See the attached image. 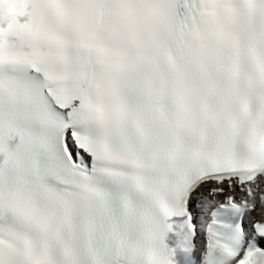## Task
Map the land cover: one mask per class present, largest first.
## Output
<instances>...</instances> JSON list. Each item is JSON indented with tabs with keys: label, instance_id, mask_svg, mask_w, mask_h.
Returning a JSON list of instances; mask_svg holds the SVG:
<instances>
[{
	"label": "snow or ice",
	"instance_id": "snow-or-ice-1",
	"mask_svg": "<svg viewBox=\"0 0 264 264\" xmlns=\"http://www.w3.org/2000/svg\"><path fill=\"white\" fill-rule=\"evenodd\" d=\"M180 257L264 264V0H0V264Z\"/></svg>",
	"mask_w": 264,
	"mask_h": 264
},
{
	"label": "bare ground",
	"instance_id": "bare-ground-1",
	"mask_svg": "<svg viewBox=\"0 0 264 264\" xmlns=\"http://www.w3.org/2000/svg\"><path fill=\"white\" fill-rule=\"evenodd\" d=\"M199 208V207H198ZM200 209V208H199Z\"/></svg>",
	"mask_w": 264,
	"mask_h": 264
}]
</instances>
